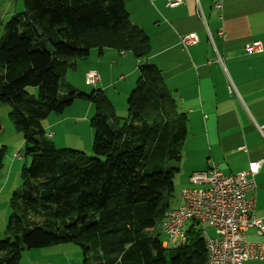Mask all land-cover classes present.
Masks as SVG:
<instances>
[{
	"label": "trees",
	"instance_id": "16d2710c",
	"mask_svg": "<svg viewBox=\"0 0 264 264\" xmlns=\"http://www.w3.org/2000/svg\"><path fill=\"white\" fill-rule=\"evenodd\" d=\"M22 2L0 41V102L11 106L30 162L11 195L0 264H20L27 250L67 243L82 248L85 264H206L199 223L172 247L160 239L179 171L169 162L182 159L188 119L159 67L146 62L150 39L125 1ZM113 48L141 61L124 118L105 91L79 92L66 77L92 51ZM78 98L95 106L92 157L55 147L42 125ZM3 159L1 151L0 169Z\"/></svg>",
	"mask_w": 264,
	"mask_h": 264
},
{
	"label": "crops",
	"instance_id": "0c3cea01",
	"mask_svg": "<svg viewBox=\"0 0 264 264\" xmlns=\"http://www.w3.org/2000/svg\"><path fill=\"white\" fill-rule=\"evenodd\" d=\"M124 1L133 23L150 39L146 62L159 67L179 112L188 119L181 159L182 176L188 186L194 173L212 166L229 176L246 170L251 162L261 161L255 177L254 215L264 218V137L256 127L264 126V0H182L176 8L168 7V0ZM23 8L22 0H0V41L5 24ZM189 34L196 35L197 43L184 46L181 39ZM258 41L263 49L247 53L246 47ZM125 53L119 56L126 62L129 57ZM113 54L116 56L108 49L102 55L97 53L94 59L98 65L90 63L85 72L97 70L100 81L96 87L106 92L120 70L114 62L103 61ZM140 62L136 61L138 65ZM103 66L109 74L101 71ZM123 78L120 76V80ZM229 83L235 87L234 96L229 94ZM47 135L55 136L53 132ZM0 174L1 201L10 178L8 183L2 182L5 174L1 169ZM5 232L6 227L0 230V241ZM246 239L264 241V236H257L251 229ZM245 264H264V260Z\"/></svg>",
	"mask_w": 264,
	"mask_h": 264
},
{
	"label": "rangeland",
	"instance_id": "374dc122",
	"mask_svg": "<svg viewBox=\"0 0 264 264\" xmlns=\"http://www.w3.org/2000/svg\"><path fill=\"white\" fill-rule=\"evenodd\" d=\"M108 50L116 52V56L115 54H113L112 57H109L108 59L105 58L103 59V61L107 60L110 63L114 62L115 66H118L120 70L115 72L113 83L108 92L105 91V93L110 99L115 109L116 115L118 117L124 118L127 116L128 98L131 92L134 90L136 82L139 78V70L137 67L138 64L136 63L137 58L132 52L130 53L126 51V57L129 58L125 62V60H123L124 58L121 59V57L119 56V49L113 48ZM96 54V50L92 51V54L88 60L78 62L76 72L71 71L67 73V82L78 89L79 92L90 94L92 91L98 90L96 86H89L85 82V72L86 69L89 68L90 63L94 64L91 66L98 65L95 64L94 59V55ZM117 55L120 58H118ZM130 61L133 64H131ZM102 70L105 74H109L107 66H103L101 71ZM120 76L124 77L123 80H120ZM29 91L30 93H33L37 91V89L30 88ZM94 115L95 106L93 105V103L89 102L88 100L78 98L62 114H51L47 118H45L42 122V125L47 130V133L53 132V134H55L54 137L50 138L55 147L59 149L70 148L78 150L92 157L94 156L92 151L94 142V129L91 126V120ZM25 147L26 146L23 139V134L11 119V106L8 103L0 102V152L3 151V166H5V169H1L3 170V174H5L2 182L6 181V183H8L10 178L9 185L6 187V190L4 192L2 191L1 193L2 197L0 201V230L5 229V227L7 228L8 226L11 215V195L15 190H17V188L21 186L22 168L24 165H28L30 162V157H26ZM18 153H21V159L14 158V155ZM183 153L184 146L182 158ZM169 163L170 166L177 167L179 169L174 178V191L173 197L171 199V209H174L180 205L182 190L185 187H189L190 183L188 186L186 178L182 176L184 175V171L182 169L181 161L178 163L170 161ZM13 166L15 167L13 169V174L11 175ZM17 177H19L18 180ZM8 212H10V214L6 223L5 216L7 219ZM191 225L192 222H188L185 228L188 230ZM206 228L209 235H216L214 234L211 225H207ZM160 239L169 247H172L175 244L179 243L178 240L172 242L171 239L163 233H161ZM20 262L21 264H85V256L80 246L72 243H67L51 246L48 248L27 250L23 253Z\"/></svg>",
	"mask_w": 264,
	"mask_h": 264
},
{
	"label": "built area",
	"instance_id": "2783aa9c",
	"mask_svg": "<svg viewBox=\"0 0 264 264\" xmlns=\"http://www.w3.org/2000/svg\"><path fill=\"white\" fill-rule=\"evenodd\" d=\"M182 4V0H168L170 8ZM181 43L184 46L194 45L197 37L195 34L183 36ZM262 49V43L258 41L248 45L246 52L256 53ZM99 81L97 70L88 71L85 76L87 85L96 86ZM235 92L234 85L229 83V94L234 96ZM256 127L264 137V126ZM14 158L21 159V153ZM261 164V161L251 162L246 170L229 176L217 166L194 173L189 179L190 186L181 192L180 205L166 212L162 233L172 242H184L187 238L186 224L197 222L205 239L206 264H245L247 261L264 260V241L246 239L251 229L257 236H264V218L254 215L257 203L255 177ZM207 225L212 226L215 236L209 235Z\"/></svg>",
	"mask_w": 264,
	"mask_h": 264
},
{
	"label": "water",
	"instance_id": "95a60500",
	"mask_svg": "<svg viewBox=\"0 0 264 264\" xmlns=\"http://www.w3.org/2000/svg\"><path fill=\"white\" fill-rule=\"evenodd\" d=\"M32 19L35 21V19L32 17ZM42 47L44 48V49H46V46H45V44L44 43H42Z\"/></svg>",
	"mask_w": 264,
	"mask_h": 264
}]
</instances>
